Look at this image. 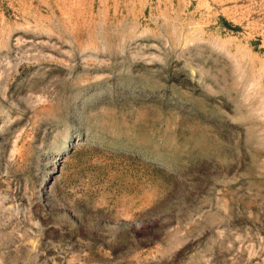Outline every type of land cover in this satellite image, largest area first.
Returning a JSON list of instances; mask_svg holds the SVG:
<instances>
[{"label": "rangeland", "instance_id": "obj_1", "mask_svg": "<svg viewBox=\"0 0 264 264\" xmlns=\"http://www.w3.org/2000/svg\"><path fill=\"white\" fill-rule=\"evenodd\" d=\"M0 264H264V0H0Z\"/></svg>", "mask_w": 264, "mask_h": 264}]
</instances>
